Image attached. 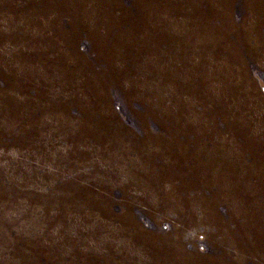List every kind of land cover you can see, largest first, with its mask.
Returning <instances> with one entry per match:
<instances>
[{
    "label": "rangeland",
    "instance_id": "1",
    "mask_svg": "<svg viewBox=\"0 0 264 264\" xmlns=\"http://www.w3.org/2000/svg\"><path fill=\"white\" fill-rule=\"evenodd\" d=\"M0 264H264V0H0Z\"/></svg>",
    "mask_w": 264,
    "mask_h": 264
}]
</instances>
